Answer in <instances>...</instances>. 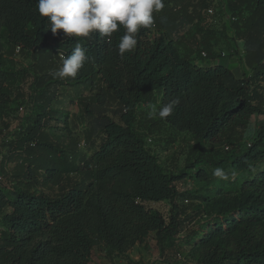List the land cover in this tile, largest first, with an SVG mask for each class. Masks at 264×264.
<instances>
[{"label":"trees","instance_id":"obj_1","mask_svg":"<svg viewBox=\"0 0 264 264\" xmlns=\"http://www.w3.org/2000/svg\"><path fill=\"white\" fill-rule=\"evenodd\" d=\"M212 1L163 0L154 24L135 34L136 47L122 57V28L110 37L53 35L36 0H0V175L13 184L6 193L0 183V264H90L97 246L124 256L152 234L163 255L239 230L237 249L205 264H264V229L252 228L264 220V124L251 146L224 139L264 116V0H226L236 20L220 25L207 21ZM78 42L87 62L75 78H54ZM223 48L243 52L251 74L196 63L221 58ZM177 98L166 119L148 117V130L167 126L190 136L201 148L189 167L198 179H207L203 166L241 172L244 182L227 188L248 190L258 202L205 216L189 235L185 224L195 218L184 200L202 216L193 201H208L212 189L180 192L177 182L191 173L168 172L137 128L149 105ZM216 144L226 155L204 159ZM162 202L171 205L168 215L149 206Z\"/></svg>","mask_w":264,"mask_h":264},{"label":"rangeland","instance_id":"obj_2","mask_svg":"<svg viewBox=\"0 0 264 264\" xmlns=\"http://www.w3.org/2000/svg\"><path fill=\"white\" fill-rule=\"evenodd\" d=\"M241 50V49H240ZM226 52L225 57L229 60L234 59L235 72L239 76L247 75L249 69L244 64L241 56L242 52L234 56H230V52L223 48ZM204 64H208V60H200ZM71 113L78 114V108L75 105L69 106ZM145 108H142L144 110ZM146 115H141L138 130L146 139H152V142L148 143V147L156 153L164 168L176 175L184 172L191 173V176L186 177L177 182V187L180 192H197L199 195L207 196L208 190L212 189V193L209 194L208 201H193L194 204L199 203L201 205L202 216H198L194 212L192 200L189 199V203L184 200L181 204L188 209L187 213L190 218H195L191 222L185 224L184 235H189L201 229L202 220L206 216L209 220L215 219L217 216L226 215L234 207L246 208L251 204H258L255 201V197L248 190L239 189L237 192L231 191L227 188L232 182L238 180L239 183H243L245 174L236 172L230 168H223L229 175L228 180H221L212 175L215 166H203L206 171L207 179L200 180L197 178L195 172L197 168H189L194 161L201 156V148L194 140L186 134H178L167 126H161V128L154 129L153 132L148 130V112ZM264 124V116L255 115L248 123L245 130L240 131L236 136H225V141L230 144H239L243 147L248 142H253L256 132L260 126ZM85 151L84 143L81 146ZM215 150L212 148H205L203 152V158L207 159L209 156L214 157L216 160L222 159L226 154L220 149L221 144H216ZM12 165V164H11ZM9 165V167L11 166ZM2 189L7 193L9 187H13V184L9 180H2ZM1 185V184H0ZM221 187L224 190L219 192ZM150 207L168 215L171 209L169 202L151 203ZM245 230L246 224L242 223ZM252 228L256 230L264 229V220L258 223H253ZM1 229V228H0ZM203 232V231H202ZM205 233V231L203 232ZM202 233V234H203ZM201 234V236H202ZM183 237V236H182ZM243 239V233L239 231L218 235L209 242H198L196 245H188L181 243L178 248H168L162 255L159 246L156 243L155 236L152 234L143 244L137 243L132 247L124 256L118 255L116 252L108 250L104 244L97 246L93 253L90 264H205L206 257L211 256L213 253L231 252L237 249L239 242ZM178 254L182 256L180 259Z\"/></svg>","mask_w":264,"mask_h":264},{"label":"clouds","instance_id":"obj_3","mask_svg":"<svg viewBox=\"0 0 264 264\" xmlns=\"http://www.w3.org/2000/svg\"><path fill=\"white\" fill-rule=\"evenodd\" d=\"M163 0H36L35 10L46 20L53 35L61 33L65 37H88L99 33L110 37L120 28L124 35L117 44L120 56L133 50L137 45L135 34L141 28L154 24V12L164 8ZM62 65L52 75L61 80L75 78L88 60L86 50L79 42L70 55H62ZM179 98L163 104L159 109L149 105L148 117L161 120L169 117L179 104ZM212 175L228 180V173L221 167L213 169Z\"/></svg>","mask_w":264,"mask_h":264},{"label":"built area","instance_id":"obj_4","mask_svg":"<svg viewBox=\"0 0 264 264\" xmlns=\"http://www.w3.org/2000/svg\"><path fill=\"white\" fill-rule=\"evenodd\" d=\"M207 21H209L210 23L214 24V25H220L222 24L224 21H230L233 22L236 20V18H234L227 9V4H226V0H213L212 1V5L208 8L207 10ZM202 56L204 58L207 57V53L206 52H202ZM226 56V52L222 51L221 52V57H225ZM152 142V139H148V143ZM248 146H251V143H248ZM226 150L229 149V147H225ZM2 180H4V178L0 175V183L3 182ZM186 203H189V201H186ZM178 257L181 259L182 256L180 254H178Z\"/></svg>","mask_w":264,"mask_h":264},{"label":"crops","instance_id":"obj_5","mask_svg":"<svg viewBox=\"0 0 264 264\" xmlns=\"http://www.w3.org/2000/svg\"><path fill=\"white\" fill-rule=\"evenodd\" d=\"M242 58L244 57L243 55V52L241 54ZM229 58H213V59H209V63L208 64H204L203 62L201 61H198L196 62L197 64L199 65H202V66H209V65H224V66H227L229 69H231L237 77H242V76H239L236 72H235V62H234V59L232 60H229ZM251 72L250 70L248 71L247 75H250Z\"/></svg>","mask_w":264,"mask_h":264}]
</instances>
